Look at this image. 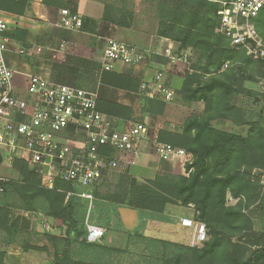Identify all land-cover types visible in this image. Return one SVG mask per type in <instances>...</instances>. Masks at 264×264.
I'll return each mask as SVG.
<instances>
[{
	"label": "trees",
	"instance_id": "obj_1",
	"mask_svg": "<svg viewBox=\"0 0 264 264\" xmlns=\"http://www.w3.org/2000/svg\"><path fill=\"white\" fill-rule=\"evenodd\" d=\"M151 1L157 6V34L176 42L179 50L191 49L198 55L197 64L185 78L180 94L185 102H203L204 109L188 116L181 132L163 128L158 135L160 142L182 147L192 155L191 161L186 163L189 174L162 173L142 182L127 169L117 177L114 186L109 178L102 179L94 190L95 195L100 200L156 213H163L169 205L194 208V219L204 222L208 230V239L202 248L136 233L143 240L177 248L174 254L160 256L162 264H264V231L254 228L252 217L246 212L262 195L259 176L254 180L252 170L257 168L264 172V128H258L254 134L256 123L247 120L245 110L234 101L239 94L254 93L244 85L243 67L234 63L240 61L246 68L255 62L244 51L231 47L230 39L217 31L218 4L206 0ZM43 2L69 7L64 0ZM127 4L125 0L120 5L107 2L102 18L118 27H133L135 11ZM29 7L30 0H0V10L18 16L24 15ZM73 7L74 12L76 6ZM255 22L264 39V9ZM26 33L22 28L8 32L17 40L23 39ZM258 64L264 68V60H259ZM101 82L103 86L128 92H137L141 86V81L133 75L115 70L104 71ZM166 103L158 97L146 98L141 112L161 115ZM99 108L121 119H133L136 113L131 104L101 95ZM225 119L237 125L248 124L249 133L242 135L212 125L213 120ZM2 163L0 152V165ZM12 165L18 178L6 181L0 194V230L7 236V244L18 242L26 250L47 251L53 258L51 264H113L106 261L104 255L118 249L86 240L84 223L82 227L78 225L73 204L65 203V193L57 187H43L40 175L24 159L15 158ZM57 183L64 189L71 188L67 182ZM228 195L237 198V204H228ZM15 207L68 223L70 231H77L83 239H78V246L74 248L69 236L47 233V245L34 244L29 238L35 230L31 220L16 213ZM3 253H0V261H3Z\"/></svg>",
	"mask_w": 264,
	"mask_h": 264
},
{
	"label": "rangeland",
	"instance_id": "obj_2",
	"mask_svg": "<svg viewBox=\"0 0 264 264\" xmlns=\"http://www.w3.org/2000/svg\"><path fill=\"white\" fill-rule=\"evenodd\" d=\"M80 1H83L85 4L81 7L84 11L78 10ZM125 1L135 11V25L132 28L134 30L144 29V33L150 36L156 35L159 27L156 3H153L151 0ZM107 2L120 5L122 0H73L71 4L69 3V7L66 8H69L73 12V6L77 5L74 13L80 15L82 25L83 21L85 22L83 27L81 26L77 30L68 29L61 25L60 17L62 8L59 9L60 7L54 4H46L41 6L42 10L38 9V11H35L34 4L30 2V10L23 15V18L18 19L14 15L11 18V15H8L12 30L15 29V24L21 22L22 29L27 31L23 39H15L14 46V48L20 46L25 50V53H11V64L17 69L22 70L23 68H28L30 72L42 74L52 79L53 74L65 73L69 81L74 82L73 84H77L79 87L88 89L98 88L100 95L107 99L131 104L136 112L134 118L120 119L127 123H145L150 130L151 140L154 137H158L159 131L163 128L181 132L186 118L192 113H201L204 109L203 102H185L182 94H180L185 78H187L188 74H192L191 68L197 64L198 55L191 49L179 50L178 44L175 42L177 48L176 50H172L171 53L169 50H166V52L165 50L164 52L160 51L163 55L146 52L144 59L137 64L118 63L115 66V71L133 75L141 81V86L137 92H128L120 88L103 86L101 82V77L105 71L101 63L103 49L109 38L118 39L116 37V27L118 26L102 18L103 8H105ZM140 37L147 39L143 34ZM229 44L231 47H236L244 51L246 56L255 62L246 68L240 61L234 63V66L243 67L246 77L244 85L254 92L252 95L239 94L235 97L234 101L245 110L246 119L256 123L257 128L253 133L257 134L258 128H264V68L258 64V61L264 60V58L254 57L248 54L244 48L232 45L230 41ZM225 66L227 67L228 64H225ZM159 82L165 88L175 92L174 98L171 101H166V108L163 114L150 116V114L141 112V109L146 98L158 97L160 100H164L162 93L157 88ZM212 125L219 129L242 135H246L250 130L248 124L237 125L231 119L213 120ZM4 163L5 165L10 164L6 156ZM186 163L183 159L163 160L159 158L154 151L151 141L148 140V143L144 146L143 154L137 160L136 164L133 166L123 164L119 171L109 177V180L114 186L118 181L117 177L126 172L127 168L125 167L129 168V174H132L142 182L146 179H153L156 175L162 173L175 176L188 175L189 172L186 170ZM2 173L11 177L10 170L7 167L0 170V174ZM252 175L254 180H256L257 175L259 176L262 195L259 201L252 204L249 208H246V212L252 217L254 228L262 232L264 231V172L255 168L252 170ZM97 185H99V182L95 188ZM227 202L230 205H235L238 199L228 195ZM67 203L73 204L75 210L73 213L74 217L79 221L78 225L82 227L87 209L86 205L77 197H72ZM121 206L125 205L114 204L110 201L97 198L90 210V220L105 226L106 229L108 228L106 236L98 242L118 249L111 254L106 252L107 254L104 255L106 261H112L113 264H162L160 258L162 254H174L177 252V248L171 244L147 241L136 236L137 232L142 233L141 229L147 227L149 224L147 223L148 220L144 222V219L150 216L148 212L151 211L141 210V222L139 226L136 228H128L124 225L118 212V208ZM171 206L176 211V215L173 217L174 222H178L179 216L181 215L195 217V211L192 206ZM37 213H35L37 215H31L35 229L29 236L32 243L47 245L48 240L45 234L51 233L63 237L69 236L72 242L71 245L77 248L78 239L82 240L83 237H79L75 230L70 231L68 223L52 219L43 223L42 219H40L41 215L39 214L41 212ZM154 214L156 216L160 215L156 212ZM45 224H49V226H45ZM175 231L180 233L179 236H182L181 239L178 237V234H168L167 232H165L166 235L161 234L160 237L163 238L160 239L170 242H182L184 246L190 247L197 246L202 248L204 246L203 243H194L192 239L194 231L192 228L183 229L180 223H177ZM152 233L154 232L152 231ZM173 235L175 238H173ZM5 238L7 236L0 231V253L4 252L3 261H0V264L52 263V255L47 251L35 249L26 250L18 242L7 244ZM234 241L236 242L237 239H234ZM229 247L232 249V244ZM185 253L189 252L186 251ZM247 253L245 256L248 255Z\"/></svg>",
	"mask_w": 264,
	"mask_h": 264
},
{
	"label": "built area",
	"instance_id": "obj_3",
	"mask_svg": "<svg viewBox=\"0 0 264 264\" xmlns=\"http://www.w3.org/2000/svg\"><path fill=\"white\" fill-rule=\"evenodd\" d=\"M219 5L217 31L234 46L248 54L264 58V40L258 32L256 18L264 9V0H206ZM61 25L80 29L77 13L62 10ZM9 20L0 13V149L10 161L24 159L40 175L41 184L65 193V202L72 197L86 205L85 238L98 242L106 236L105 226L90 220V210L97 199L94 188L111 177L123 164L133 166L151 141L155 153L163 160L191 161L184 148L150 139V130L143 122H123L99 108V90L88 89L52 80L42 74H27L9 61L10 53L23 54L8 34ZM146 51L125 41L109 38L102 53V66L114 70L118 63L137 64ZM164 101H171L175 92L157 85ZM129 169L128 167H125ZM7 179L0 175V194ZM67 182L70 189L58 185ZM181 224L194 231V243L208 239L204 222L184 216Z\"/></svg>",
	"mask_w": 264,
	"mask_h": 264
},
{
	"label": "crops",
	"instance_id": "obj_4",
	"mask_svg": "<svg viewBox=\"0 0 264 264\" xmlns=\"http://www.w3.org/2000/svg\"><path fill=\"white\" fill-rule=\"evenodd\" d=\"M36 1L35 0H30V2L34 4L33 7L35 6V11L36 10L38 11V9L42 10L41 6H44L46 4L43 2V0H36ZM64 1L68 2V4L69 3L71 4L73 0H64ZM84 5L85 4L83 3V1H80L78 10L79 11H84L81 8ZM61 8L62 7H60L59 9H61ZM63 9H69V8H62L61 12H62ZM29 10H30V7H29V9L27 11H29ZM0 13L6 19H9L8 15H11V18L13 17V15L17 16L18 19L23 18V15L22 16H18V15H15L13 13H9V12L3 11V10H0ZM61 15H62V13H61ZM60 19H61V17H60ZM10 28L12 30V26H10ZM15 28H23L21 22H18L17 24H15ZM144 32H145L144 29H142V30H137V29L134 30V28H132V27L131 28L120 27V26L116 27V37L118 39H120L122 41H127L129 44H132L134 46L142 48L146 52L155 53V54H158V55H163L160 51L164 52V50H165V52H166V50H169V52L171 53L172 50H176L177 44L174 41H172V40H170L168 38L159 36L157 34V31H156V35H154V36H152V35L150 36L149 34L144 33ZM138 33H139V35H138ZM141 34L145 35L147 39H142L140 37ZM161 46H163V47L161 48ZM8 56H9V61L11 63V57H10L11 53ZM18 70H20L22 72H25L27 74H36V73L30 72V70L28 68H23L22 70L21 69H18ZM52 77H53V79L52 78L51 79L55 80L57 82L68 83V84L75 85V84H73L74 82L69 81V79H68V77L66 76L65 73H62V74L56 73V74H53ZM75 86H77V84ZM0 152L3 155V152H2L1 149H0ZM4 159H5V155H3V163L0 165V170H2L4 167L9 168L11 177L7 176V175H5L3 173H2L3 175L2 174H0V175L4 176L7 179V181L10 180V179L18 178V173L16 172V170L13 168V165H12L13 161H10L8 159L10 164L9 165H5ZM172 207L173 206H171V205L167 206V208L165 209V211L163 213H159L160 214L159 216H156V214H154L155 212H152V211L148 212V213H150L149 214L150 218L149 217L145 218L144 222H146L148 220L147 223H149V224L148 225L146 224L147 227L141 229V232L146 234V235H148V236H153V237H158V238H163V237H160V236H161V234L166 235L165 232H167L168 234L175 233L176 235L178 234V237H180V239H181L182 236L181 235L179 236L180 233H177L175 230L177 228V223H180V226L183 227V229L185 228L181 224L180 220H181L182 217H184L186 215H181V216L178 215L179 216V221L178 222H176V221L174 222L173 217L176 215V213H175L176 211ZM14 210H15L16 213L24 214L25 216H27L28 219L31 220V222L33 224V220H32L31 215L35 214L34 212L29 211V210H25V209H20L18 207H15ZM137 211H138V224H137V226H139V224L141 222V217H140L141 209H137ZM37 214H35V215H37ZM39 214L41 215V217H40V215H39V217H40V219H42L43 223L46 222V221L48 222L49 219H51L48 216L44 215L43 213H39ZM45 226H49V224H45ZM152 231L154 233H152ZM174 235H173V238H175ZM167 239H171V238H167ZM4 250L6 251V249H4Z\"/></svg>",
	"mask_w": 264,
	"mask_h": 264
},
{
	"label": "water",
	"instance_id": "obj_5",
	"mask_svg": "<svg viewBox=\"0 0 264 264\" xmlns=\"http://www.w3.org/2000/svg\"><path fill=\"white\" fill-rule=\"evenodd\" d=\"M118 212L124 225L128 228H135L138 224V211L135 208L121 206Z\"/></svg>",
	"mask_w": 264,
	"mask_h": 264
}]
</instances>
